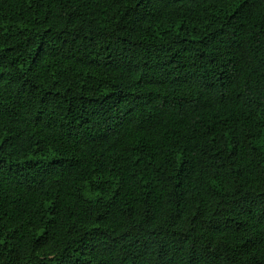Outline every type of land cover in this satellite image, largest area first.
Returning a JSON list of instances; mask_svg holds the SVG:
<instances>
[{
	"label": "trees",
	"instance_id": "trees-1",
	"mask_svg": "<svg viewBox=\"0 0 264 264\" xmlns=\"http://www.w3.org/2000/svg\"><path fill=\"white\" fill-rule=\"evenodd\" d=\"M0 264H264V0H0Z\"/></svg>",
	"mask_w": 264,
	"mask_h": 264
}]
</instances>
